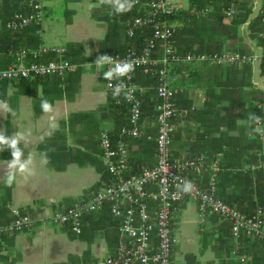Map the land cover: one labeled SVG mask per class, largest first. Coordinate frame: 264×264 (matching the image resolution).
I'll list each match as a JSON object with an SVG mask.
<instances>
[{
  "label": "crops",
  "instance_id": "1",
  "mask_svg": "<svg viewBox=\"0 0 264 264\" xmlns=\"http://www.w3.org/2000/svg\"><path fill=\"white\" fill-rule=\"evenodd\" d=\"M250 3L252 12L238 26L235 36L226 38L223 51L239 47L260 55L261 49L250 35L248 22L258 14L261 0H250ZM187 6L191 13H196L194 7L189 9L188 0ZM11 7V0H0V34ZM64 8L72 12L70 23L64 20ZM111 10L99 0H46L38 34L41 44L64 45L69 59L76 65L75 70L60 86L51 79L37 83L25 80L21 84L3 83L0 79V100L6 101L11 109L10 112L0 110V132L6 136L22 133L26 140L19 146L25 157L31 155L34 159L32 174L17 172L9 185L6 180L11 152L9 149L0 151V197L6 198L0 211L6 209L11 219L13 210L22 209L34 219L27 230L0 235V264H95L114 250L112 240L117 235L116 221L109 212L85 217L80 234L44 218L47 210L70 206L79 198H88L99 187L105 173L98 145L99 134L102 130L114 132L118 124L127 122V110L110 102L111 95L105 87L106 79H103L106 65L100 69L94 63L97 56L108 51L103 41L109 32L107 16ZM184 10L183 6L181 11ZM115 20H120L119 24L123 26L124 14L116 15ZM215 23L205 18L199 27L205 29L212 25L217 28V36L225 38L231 22L219 18L218 24ZM117 39L118 43H114L121 44L123 35L118 34ZM262 77L259 60L232 66L210 63L204 81L195 88L184 90L185 95L177 105L189 107L174 119L172 153L175 158L199 155L205 158L206 169L188 173L196 182L204 184L210 166L223 159L227 145L222 141L229 138L243 140V127L247 121L243 116L244 109L253 107L264 112V101L252 100L251 95L246 99L245 108H241L242 92L254 89L264 94V86L260 84ZM183 80L181 74L173 76L174 82ZM42 99L52 105L50 112L41 110ZM217 122L223 123L217 126ZM254 135L251 133L247 137ZM258 138L263 144L262 154L264 136L258 135ZM146 150L147 146L143 144H133L129 153L140 160ZM255 151L258 153V149ZM45 155L46 164L42 163ZM239 159L243 158L235 156L229 160ZM150 160L153 163L154 155ZM257 167L264 168V162L251 165L252 169ZM226 225L228 223L212 214L199 217L196 206L187 199L176 203L172 217L177 239L173 247L174 264H221L232 258L226 254L225 245L231 234Z\"/></svg>",
  "mask_w": 264,
  "mask_h": 264
},
{
  "label": "built area",
  "instance_id": "2",
  "mask_svg": "<svg viewBox=\"0 0 264 264\" xmlns=\"http://www.w3.org/2000/svg\"><path fill=\"white\" fill-rule=\"evenodd\" d=\"M46 0H19L22 9L14 10L4 23L5 28L19 31L31 26L40 33V26L45 14ZM243 0H228L223 17L232 21ZM140 14L126 24V34L131 37L136 29L150 27L151 34L143 39L139 51L128 50L124 54H106L115 60H131L135 69L151 73L156 77L154 87L137 83L134 71L122 78L127 85L126 92L131 99H125L124 93L118 102L127 107V124L123 125L115 139L107 130L99 134L98 145L100 158L104 164L106 178L101 180L97 189L88 198H79L70 206H57L47 210L44 218L51 223L64 225L72 233L80 234L86 215L99 213L107 209L116 221L117 244L111 254L95 264H174L173 247L176 243L172 227L173 209L176 203L185 199L192 202L199 217L215 215L221 221L230 224L231 235L236 242L240 232L264 241V209L257 207L251 214H246L216 195V163L210 168L212 173L204 184L196 182L188 173L200 171L208 166L201 155L189 158H175L172 153L174 119L178 112L175 96L179 88L174 84L166 66L170 61L182 59L186 62L210 61L218 65L229 66L233 63L249 62L250 57L241 55L236 49L206 53L191 51L184 55L178 53L174 46L175 28L164 19L183 9L182 3L174 0H136L134 7ZM205 9L204 11H207ZM262 30L259 36L264 38V17L261 18ZM160 55H155L156 49ZM53 56L46 58L47 55ZM64 45L37 47L19 46L13 52L11 63L0 69V79L14 84L22 79L53 76L64 79L74 71L76 65L65 55ZM106 67L110 65L106 64ZM119 83L117 80H105L108 93ZM264 86V76L260 82ZM154 88L158 99L154 106V118L149 123L142 119L141 96ZM260 138L264 136V122L257 126ZM151 129V131H149ZM145 136L154 140V163L141 166L136 172L130 165V153L124 137L138 139ZM191 181L193 187L189 192L180 191L177 185ZM12 218L0 223V235L15 234L29 229L34 219L27 213L13 210ZM234 258L244 260L238 253V246L232 251Z\"/></svg>",
  "mask_w": 264,
  "mask_h": 264
},
{
  "label": "trees",
  "instance_id": "3",
  "mask_svg": "<svg viewBox=\"0 0 264 264\" xmlns=\"http://www.w3.org/2000/svg\"><path fill=\"white\" fill-rule=\"evenodd\" d=\"M12 1V11L22 9V6L19 4V0H11ZM189 9L194 7L196 13H191L188 9L184 11H178L169 15H165L164 19L170 24L174 25L175 32L173 35L174 46L178 53L184 55L185 53L191 51H199L206 53H214L223 51V46L226 38L234 37L236 34V30L238 26L244 23L251 11V3L250 0H243L238 8V12L234 19H232L229 33L225 38H219L217 36V28L210 25L207 28L199 27L201 21L206 19H211L215 24H218L219 18L225 19L223 17V13L228 6V0H188ZM208 9L207 11H204ZM64 20L67 23L72 21V12L68 11L64 8ZM124 14V25L121 26L119 24L120 20H115L116 15L113 10L108 12V23H109V32L106 38L103 41L106 48H108L109 53L112 54H124L128 50H136L139 51L143 44V39L145 37L150 36L151 28L150 27H142L136 29L133 36L129 37L126 34V24L133 17L139 15L140 12L132 8L131 11L123 13ZM203 16V17H201ZM122 17V16H121ZM264 17V0H261V5L259 8L258 14L251 20H249L248 25L250 28L251 37L256 40L257 45L260 47L261 52L259 56V69L260 74L264 76V38L259 36V32L262 30L261 27V18ZM123 20V19H122ZM226 20V19H225ZM4 23L1 25V34H0V53L3 54V57L0 58V69L7 67L13 58L14 50L19 46H29V47H37L41 44V38L38 34L35 33L36 27L31 26L29 28L19 30V31H11L5 28ZM123 35V42L121 44L118 43L117 35ZM114 41L117 43L115 44ZM235 49L241 54L246 56H251L253 53L246 51V49H241L239 47H235ZM68 58V51L66 48V54ZM155 55H160V50L157 48L155 50ZM53 56L49 54L46 58ZM70 61L73 62L72 59ZM212 63L210 61H201V62H186L182 59L170 61L166 70L169 75L171 74H181L184 77V80L180 83L174 82V84L179 88L177 95L175 96L176 105L178 100L185 92L187 88H195L199 86L204 79L206 78V72L209 64ZM242 63H246L242 62ZM215 64V63H214ZM235 64V63H233ZM231 64V66L233 65ZM218 65V64H217ZM230 66V65H229ZM45 79H51L55 81L57 86L65 83L64 79H60L53 76H45V77H36L32 79H22L18 82L23 83L25 80H31L35 83L44 81ZM134 79L137 83L147 86L154 87L156 84V77L151 73H144L141 69L134 70ZM1 81L4 83L5 80ZM7 82V81H6ZM17 83V82H15ZM14 83V84H15ZM59 90V89H56ZM61 91V90H60ZM184 92V93H183ZM243 94H246L247 97H242ZM111 96V104L115 107L121 106L127 110V107L122 102H118L116 98ZM241 95V108H245L246 100L250 95L252 100H259L260 102L264 101V94L260 90H251L250 92H242ZM142 100V119L149 123L154 118V106L157 104L158 99L155 95L154 88L150 89L148 92L141 96ZM250 100V99H249ZM190 105V104H189ZM178 112L177 115H181L183 110L187 105H177ZM234 106V105H233ZM201 107V106H200ZM203 107V105H202ZM244 117L247 120L243 127L244 137L243 140L240 141V138L234 139L229 138L228 140L222 141L227 145L224 151L223 159L217 164L219 170L216 172V195L220 197L224 202L230 204L231 206L237 208L238 210L251 214L253 213L257 207H261L264 209V168L257 167L252 169V164H257L259 161L264 162V153L262 152V141L258 138V132L256 131L258 123L255 120V117H259V123L264 120V112L261 109L247 107L244 109ZM175 116V117H176ZM175 123V120H174ZM223 122H217V126L221 125ZM127 124V122L125 123ZM124 124V125H125ZM228 124V123H227ZM123 125L118 124L116 130L114 132H110L113 139L117 137L119 131ZM150 131V130H149ZM251 133L255 134L254 137L248 138ZM128 144L129 152L130 147L133 144H143L147 146L146 155L142 156L140 160L138 157L131 156L130 154V165L132 167V171L136 172L139 170L141 166H151L153 163L151 162L152 155L155 154V143L154 140H148L145 136H141L138 139H131L129 137H124ZM264 143V141H263ZM232 146L233 148H229ZM219 148L215 149L218 150ZM258 149V153L255 151ZM263 149V147H262ZM260 154V155H258ZM235 156H241L243 159H239L237 161H231ZM191 157V156H190ZM212 169L209 168V172H207V179L209 175L212 173ZM104 179L106 178V173L103 175ZM205 180V179H204ZM207 181V180H206ZM255 196V199L253 198ZM6 204V198L0 197V205ZM20 212H25L22 209H18ZM7 210L0 211V223H3L10 219L8 216ZM102 212H107L105 209ZM7 213V214H6ZM100 213V212H99ZM96 214V213H93ZM11 215V214H10ZM92 215V214H89ZM86 215L85 217L89 216ZM110 215V214H109ZM111 216V215H110ZM84 217V219H85ZM112 217V216H111ZM83 219V220H84ZM226 225L230 231L229 222ZM70 232V231H69ZM231 233V232H230ZM117 235L113 238V246L117 244ZM226 254L228 257H232L227 260H223L221 264H264V241L258 238H254L248 236L244 231L240 232L239 239L235 242L232 235H229V239L226 241ZM234 245L238 246V253L245 256L244 260H240L234 258L232 256V251L234 250ZM231 254V255H230ZM234 258V259H233Z\"/></svg>",
  "mask_w": 264,
  "mask_h": 264
},
{
  "label": "clouds",
  "instance_id": "4",
  "mask_svg": "<svg viewBox=\"0 0 264 264\" xmlns=\"http://www.w3.org/2000/svg\"><path fill=\"white\" fill-rule=\"evenodd\" d=\"M136 0H99L102 5L109 6L115 14H123L129 12L134 7ZM94 63L98 68L102 69L104 65H110L106 71H103V79L108 81L117 80L119 83L110 85L112 87L113 98H119L124 93L125 99H131L130 93L126 92L127 85L124 83V77H128L130 73L135 70V64L131 60H115L111 56L104 54L97 56ZM40 107L43 112H50L52 105L47 99H42ZM0 110L10 112L11 109L6 101L0 100ZM259 123V117H255ZM256 131L259 133L260 129ZM26 138L22 133H14L12 136H6L0 132V151L9 149L11 152V159L8 161L7 184H11L18 172L23 175H31L33 172V156H24L23 150L20 148L22 141ZM42 163H47L46 155L42 158ZM178 189L183 192H189L193 185L191 181H184L183 185H177Z\"/></svg>",
  "mask_w": 264,
  "mask_h": 264
},
{
  "label": "rangeland",
  "instance_id": "5",
  "mask_svg": "<svg viewBox=\"0 0 264 264\" xmlns=\"http://www.w3.org/2000/svg\"><path fill=\"white\" fill-rule=\"evenodd\" d=\"M174 1H176V2H180V3H182L183 4V6H184V8H185V10H187L188 9V6H187V0H174ZM44 4H46V1L44 2ZM201 17H203V16H201ZM43 20V19H42ZM250 58H251V60L250 61H258L259 60V56L258 55H251V56H249ZM249 61V62H250Z\"/></svg>",
  "mask_w": 264,
  "mask_h": 264
}]
</instances>
